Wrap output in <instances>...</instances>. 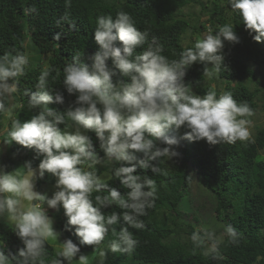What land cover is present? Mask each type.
<instances>
[{"label":"clouds","instance_id":"clouds-1","mask_svg":"<svg viewBox=\"0 0 264 264\" xmlns=\"http://www.w3.org/2000/svg\"><path fill=\"white\" fill-rule=\"evenodd\" d=\"M229 5L239 14L245 29L256 33L253 39L261 42L264 0H229ZM65 6L70 7L69 0H65ZM36 12L35 7L25 9L26 14ZM61 19L66 20L67 15ZM94 29L99 50L87 59L77 51L62 70L63 86L68 94L76 96V106L63 112L48 106L53 102L63 104L64 97L50 86L61 73L46 65L37 78L36 90L24 93L30 97L27 108L38 110V114L23 123L13 119L4 140L5 144L14 141L42 154L40 177L46 172L55 176L60 189L51 198L36 192L30 162L23 166V174L19 169L12 173L0 170V215L7 214L13 222L14 232L24 245L18 254L26 264H49L45 246L50 240L58 241L61 235L54 229V221L43 207L45 203L57 211L62 205L68 225L75 227L81 244L99 246L111 232L108 249L131 255L139 240L129 228H144L141 217L148 215L158 198L155 180L135 174L137 166L151 167L154 174L166 175L167 170L159 164L162 158L170 160L179 155L174 146L178 147L182 140H205L209 145L254 142L250 118L255 111L247 101L237 102L231 91L218 95L215 89L197 95L184 82L187 69L194 63L204 65L205 76L224 70L223 41L239 43L233 24L219 26L215 35L209 31L196 39L192 47L173 53L178 58L171 59L163 54L165 48L158 39H149V31L139 30L133 17L123 10L117 11L115 17L97 16ZM60 38L61 33L54 36L56 41ZM138 46H143L140 53L134 51ZM109 59L114 68L109 67ZM28 64L29 55L15 47L0 55V114L8 116L12 112L7 102L18 91L19 78L26 74ZM116 70L130 82L121 80L114 84ZM58 125H64V129ZM181 127L187 131L178 136ZM89 131L96 133L103 158L97 155L91 137L86 134ZM155 140L167 147H157ZM132 161L135 163L131 164ZM153 161L158 165H151ZM122 162L131 166H122ZM97 165L111 167L112 176L129 191L122 195L110 187L98 175ZM114 206L124 210L122 214L106 215L102 211ZM121 219L126 226L117 230L115 225ZM224 233L228 244L239 243V233L232 225H226ZM190 239L193 254L210 244L204 255L223 259L219 250L225 243L223 237L197 229ZM79 253L80 248L66 239L59 243L50 264H87L88 256L79 255L76 259ZM101 256L106 257V252H101ZM0 264H11L3 251Z\"/></svg>","mask_w":264,"mask_h":264},{"label":"trees","instance_id":"trees-1","mask_svg":"<svg viewBox=\"0 0 264 264\" xmlns=\"http://www.w3.org/2000/svg\"><path fill=\"white\" fill-rule=\"evenodd\" d=\"M69 2L70 7L65 6V0H0V55L13 47L29 55L26 74L19 78L18 91L7 102L8 106L13 104V119L23 123L38 114V110L27 108L30 97L24 93L36 90L37 78L46 65L61 73L56 83H50V86L64 97L63 104L53 102L48 106L61 112L69 106H76V96L68 94L63 86V67L77 51L84 53L85 59L97 52L99 46L94 39L96 17L109 14L115 17L120 10L133 17L139 30L147 29L149 39L155 36L165 48L163 54L170 59L178 58L173 53L192 47L204 31H211L215 35L219 26L233 24L239 43L223 41L224 70L205 76L204 65L194 63L187 69L184 82L197 95H204L209 89H215L218 95L231 91L237 102L247 101L255 113L264 109V39L261 42L253 39L256 33L245 29L239 14L231 10L229 0ZM194 6L199 7L197 12L183 11ZM31 7H35L37 12L26 14L25 9ZM65 15L67 19L62 20L61 17ZM57 33H61L59 41L54 40ZM188 37L191 40L184 43ZM134 51L142 52L143 46H138ZM87 62L91 63V60ZM107 63L114 68L111 59ZM116 71L117 74L112 77L114 84L121 80L130 82L129 78ZM53 75L56 73L53 72ZM210 82H215V85ZM4 117V114H0V125ZM13 119H9V124ZM58 127L64 129V125ZM186 131L181 127L177 135L183 136ZM86 134L91 137L97 155L103 158L104 152L99 147L96 133L89 131ZM251 136L254 142L237 141L235 144L209 145L205 140H182L178 147L174 146L179 155L170 160L162 158L159 164L167 170L166 175L154 174L151 167L141 169L137 166L135 174L147 175L155 180L158 198L155 207L148 210V215L141 217L144 228H129L139 240L131 255L114 253L108 249L109 241L113 238L111 232L99 246L81 244L80 238L75 235V227L68 225L65 214L59 212L51 214L61 233L58 239L62 242L71 239L80 248L77 256L87 253L90 264H264V125H256ZM155 144L160 148L167 147L160 140H155ZM5 149V157L0 163L2 171L19 169L25 172L23 166L26 162H30L32 168H39L44 158L35 148H25L14 141L6 144ZM140 158L137 154V159ZM131 164L122 162V166ZM151 165L156 166L158 162L153 161ZM96 168L98 175L105 172L102 179L110 187L116 188L122 195L129 191L112 176L111 167L97 165ZM195 176L204 186L215 218L224 227L232 225L239 233V243L236 245L228 244V237L224 233L225 243L219 249L223 256L221 260L204 255L207 247H210L208 245L197 249L195 254L192 252L194 246L190 237L195 229L187 217L195 214L197 209L192 204L191 194ZM54 178L47 172L42 178L38 174L36 183L41 185L45 180ZM102 211L107 215L111 212L122 214L124 210L114 206ZM193 218L197 219V215H193ZM124 226L122 219L115 225L117 230ZM50 241L45 246L49 264L57 250ZM23 247V242L14 232L13 222L0 215V251L4 252L11 264H26L18 254ZM101 252H106V257L101 256Z\"/></svg>","mask_w":264,"mask_h":264},{"label":"rangeland","instance_id":"rangeland-1","mask_svg":"<svg viewBox=\"0 0 264 264\" xmlns=\"http://www.w3.org/2000/svg\"><path fill=\"white\" fill-rule=\"evenodd\" d=\"M187 10L197 12L199 10V7L194 6L193 8L183 9V11H187ZM207 33H209V32L204 31L202 33V36L207 34ZM188 39H189V37L187 39L185 38L184 43L189 42L191 40V37H190V40H188ZM210 83L212 85H215V82H210ZM10 107L12 108V112L8 116H5L2 119V125H0V127H1L0 128V163L3 161V158L5 157V154H6V151H5L6 150L5 149L6 144L4 143V140L7 138V133L9 131V128L11 127V124H9V119H13V104ZM251 121H252V124L250 126V131L252 134L255 130L256 125H259V126L264 125V109L257 111V113H255V115L252 117ZM262 152H264V150H262ZM32 169L34 170V173H35V176H34L35 189L34 190L36 192H38L42 195H46L48 198H51L56 191L60 190L56 187V183H57L56 177L52 180L51 179L45 180V182L41 183V185H37L36 180H37V176L39 174V168L35 167ZM16 170L17 169H15V170H4V172L12 173V172H15ZM21 173L23 174L24 172H21ZM100 176L104 178L105 172H103ZM191 194L193 197L192 204L197 209L194 211L195 214H190V216L187 217V219L194 225L195 231L197 229H207L209 231L214 232L218 237H224V225L220 221H218L215 218V216L213 215L212 209H211V203L208 200L207 193L204 189V186L199 183L196 176L193 179V182L191 184ZM43 207L46 210L47 215L49 217H51V214H53V213H58V212L64 213V209H63L62 205L59 207L58 211L55 209L48 208L46 203L43 205ZM193 215H197V219H194ZM1 217L5 220L9 221L7 214L1 215ZM51 218L53 219V217H51ZM53 227L57 232H60L56 228L55 224H53ZM50 243L58 250L59 243H62V241H61V239H58V241H52V242L50 241ZM208 246H210V244ZM81 255L88 256L87 253H82ZM78 258H79V256L76 257V259H78ZM90 263H91L90 257L88 256L87 264H90Z\"/></svg>","mask_w":264,"mask_h":264},{"label":"bare ground","instance_id":"bare-ground-1","mask_svg":"<svg viewBox=\"0 0 264 264\" xmlns=\"http://www.w3.org/2000/svg\"><path fill=\"white\" fill-rule=\"evenodd\" d=\"M255 92V91H254ZM195 161V160H194ZM185 162V161H184ZM196 163V162H195Z\"/></svg>","mask_w":264,"mask_h":264}]
</instances>
